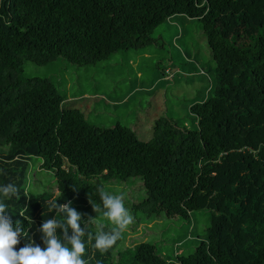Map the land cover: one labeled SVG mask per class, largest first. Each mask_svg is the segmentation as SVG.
Segmentation results:
<instances>
[{
	"label": "trees",
	"instance_id": "trees-1",
	"mask_svg": "<svg viewBox=\"0 0 264 264\" xmlns=\"http://www.w3.org/2000/svg\"><path fill=\"white\" fill-rule=\"evenodd\" d=\"M177 15L197 21L206 40L207 60L196 49L182 68L189 84L201 83L188 104L192 128L167 115L147 139L119 122L100 127L55 80L21 73L24 61L82 67L143 48ZM32 158L52 172L56 194L26 190ZM8 183L19 198L0 200L26 232L17 250L29 241L44 248L43 222L61 219L50 202L71 201L82 227L96 218L93 238H83L86 264H264V0H0V185ZM115 184L138 199L124 201L134 223L102 252L94 236L114 225L92 205L102 209L97 189L114 195ZM200 211L209 224L187 255L167 256L159 230L144 224ZM139 224L149 238L129 239Z\"/></svg>",
	"mask_w": 264,
	"mask_h": 264
},
{
	"label": "rangeland",
	"instance_id": "rangeland-1",
	"mask_svg": "<svg viewBox=\"0 0 264 264\" xmlns=\"http://www.w3.org/2000/svg\"><path fill=\"white\" fill-rule=\"evenodd\" d=\"M201 31L197 21L177 15L157 26L151 33L155 40L143 48L119 50L107 60L82 67L60 58L45 65L24 61L21 73L28 77L55 80L68 99H75L74 106L82 110L90 123L111 127L119 122L135 127L137 136L147 139L152 135L154 121L162 115L172 117L178 123L185 122L191 127L186 118L189 114L188 104L196 96L197 85L201 83L196 78L194 83L189 84L184 74L186 71L182 72V68L186 69L185 61L191 60L186 53L193 54L196 49L199 59L207 60L206 40L201 39ZM171 62L177 67L170 70ZM177 126L183 128L180 124ZM39 160L32 158L30 161L26 190L56 194L53 174L40 169ZM140 184H131V187L136 191ZM114 187V195L126 196L124 201L133 191L128 187V194L125 195V187L119 184ZM130 199L134 203L138 200ZM154 221L144 224L149 227L153 225L159 230L161 250L167 256H171L174 251L187 255L193 251L199 238L205 236L209 215L200 211L191 213L188 220L177 218L153 224ZM138 229L137 233H129L128 238L145 239L146 234L141 231L140 224ZM149 232L151 230L146 231Z\"/></svg>",
	"mask_w": 264,
	"mask_h": 264
},
{
	"label": "clouds",
	"instance_id": "clouds-1",
	"mask_svg": "<svg viewBox=\"0 0 264 264\" xmlns=\"http://www.w3.org/2000/svg\"><path fill=\"white\" fill-rule=\"evenodd\" d=\"M97 191L103 208L92 205L93 211H102L103 216L114 225L107 232L103 230V226H99L100 230L94 236L95 247L105 252L112 248L128 226L134 223V217L125 207L122 194L113 195L102 187ZM0 196L6 199L19 198V190L11 183L0 185ZM6 207L4 201L0 200V264H86L83 259L86 252L83 238H93V234L87 231V225L95 223L96 218L89 217L82 227L84 214L73 208L71 201L64 204L50 202V211H55L61 219L50 218L43 222L40 232L45 247L41 248L34 241H29L17 250L16 246L21 238L26 236V232L20 222L13 224L6 214ZM58 229L62 230L63 240L57 236Z\"/></svg>",
	"mask_w": 264,
	"mask_h": 264
}]
</instances>
